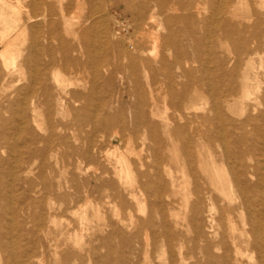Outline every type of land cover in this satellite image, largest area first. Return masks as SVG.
I'll return each mask as SVG.
<instances>
[{
  "label": "bare ground",
  "instance_id": "obj_1",
  "mask_svg": "<svg viewBox=\"0 0 264 264\" xmlns=\"http://www.w3.org/2000/svg\"><path fill=\"white\" fill-rule=\"evenodd\" d=\"M116 5H123L130 19L123 23L112 20L114 27H108L107 15ZM85 8L86 12L74 14ZM177 23H183L185 29L174 31ZM1 25L0 86H7L8 91L0 94V151L5 150L14 160L0 158V168L8 179L0 177V251L7 257L6 264H11L9 260L34 264L46 248L39 233L46 242L55 241V249L59 247L57 235L50 237L44 224L46 217L57 225L55 211L64 202L47 209L42 204L54 197L71 196L64 193L52 165L58 163L60 149L68 150L63 155V169L73 167L81 176L87 171L81 160L96 158L97 153L113 159L109 165L114 180L105 181L103 187L109 191L107 198L115 200V207L126 212L121 218L115 214L117 224L126 232L136 229L129 237L119 234L130 254L141 230L146 241L152 236V247L162 248V241L171 247L178 239L171 227L186 223L195 234L189 241L202 245L179 253V264H251L243 260L248 252L258 256L255 264H264V0H28L25 4L0 0ZM160 31L167 33L162 37ZM182 36L191 40L189 47L178 44ZM170 50L175 51L172 61ZM109 52L113 61L108 59ZM44 58L47 60L42 61ZM119 71L128 72L134 84L131 134L141 130L143 140L148 138L152 175L135 170L134 163L115 146L104 153L94 139L95 133L108 129L116 118L91 113L94 93L86 85L93 88ZM68 73L82 75L81 84L76 79L65 80ZM158 74L165 78L172 115L156 122L159 103L153 85ZM66 86L75 89L66 90ZM40 109L46 129L38 120ZM63 114L72 117H54ZM96 122H100L99 128L94 126ZM84 128H91L89 135ZM80 133L88 136L78 138ZM118 134L110 144L123 141ZM69 135L77 145L71 144ZM20 139L25 153L17 159ZM131 139L125 147L128 154L136 155L141 169L145 164L130 149ZM179 143L181 180L172 175L173 158L163 154L164 149ZM104 174L102 170L100 175ZM189 180L191 190H187ZM66 183L75 195L74 172ZM100 190L89 181L83 203L79 198L73 207L64 208L78 216L81 232L91 223L87 208L93 206L92 196ZM179 193H183L178 202L184 209L181 222L174 214L176 202L171 200ZM34 195L38 198L32 199ZM144 201L150 207L148 212ZM134 205L141 218H135ZM36 208L39 211L32 210ZM93 212L98 215L96 208ZM36 217L39 221L35 223ZM28 234L31 240L23 243ZM65 236L68 242L73 237V244L82 241L76 231L71 235L60 231L59 239ZM20 242L18 253L15 245ZM71 255L75 257L68 252L66 257Z\"/></svg>",
  "mask_w": 264,
  "mask_h": 264
},
{
  "label": "rangeland",
  "instance_id": "obj_2",
  "mask_svg": "<svg viewBox=\"0 0 264 264\" xmlns=\"http://www.w3.org/2000/svg\"><path fill=\"white\" fill-rule=\"evenodd\" d=\"M6 1L9 4V3H13L14 0H6ZM27 1L28 0H21V2L24 4ZM6 9H5V11L7 12L8 9L7 10ZM86 11H87L86 8L83 9L82 11L81 10H77V11L75 10L74 14L76 16H78L79 13L86 12ZM110 12L112 14L109 13V15H107L109 19H107V22H106V26H108V27H114V22L119 21V23L120 22L123 23V22H126L130 19V14L125 12V8L123 5L114 6V8L112 10H110ZM113 12H115L117 14L115 15V14H113ZM102 14H103V11H102ZM111 16L113 17V19H111ZM112 20L114 22H112ZM3 27L4 26L1 25L0 29L2 30ZM152 27H153V29L156 28L154 25H152ZM185 27L186 26L183 23H177L175 26H173L172 29L174 31H177V30L181 31V30L185 29ZM93 31L96 32L97 28H95ZM159 33L161 36L163 35L162 37H164L166 35L167 31H160ZM178 44H180L181 46L183 45V47H189L191 45V40L189 39V37L182 36V37H179ZM172 53L175 54V51L170 50V52H168L169 58L171 57L170 61H172V57H173ZM108 54H109L108 59H110V60L112 59V61H113V59H114L113 53L109 52ZM44 60L46 61L47 58L42 59V61H44ZM193 66H195V65H193ZM2 67L4 68V65H2ZM140 75H142V74H140ZM63 78L65 80H71L72 82H74L76 79L79 81L77 83L80 85L81 84L80 81L82 80V75L81 76L80 75H74V74L70 75L68 73ZM140 78H141V81L143 84L142 86H143L144 90L147 91V87H146V85H144L145 81H144L143 77H140ZM164 80H165L164 76L162 74H158L157 75V81H156L155 85H153L155 87V88L153 87L155 90V96H156L157 101L159 103V104H157V106L158 105L159 106L157 107L158 116H157L156 122H159V120H161L162 118H165V117L167 118V117H170L172 115V109H171V106L169 105L168 96L166 97V88L164 85ZM86 87H87V90L89 89V91L94 93L91 104H94L95 106L94 105L90 106V110L92 111V109H93V111L92 112L90 111V112L93 115L94 114H98V115L102 114V115H104L103 117H106L110 114V115L115 116V118H116V121L115 122L112 121L111 126L108 127V129H105L100 133H95V135H94V139L97 141L96 142L97 144L101 145V147L103 149L102 151L104 153H105V151H109V150L111 151L112 148L115 146V147H117L119 152L124 151L123 153H125V155L134 163L133 167L134 168L136 167L135 170H137L139 172L146 171L149 173V175H152L153 172H152V168L150 166L153 162V159H152L151 151L148 147V145H149L148 138H145L144 139L145 141L143 140V136H142L143 132L141 130L139 131V133H137V135L131 134V129L133 128V123H134L133 119L135 118L134 103L136 101V98L133 95L135 88H134V84L132 83V80L130 79L129 73L119 71L112 76L111 80H108V81L99 80L95 87L92 88L90 83L87 84ZM73 89H75L74 86H66V90H73ZM6 91H8L7 86H4V87L0 86V94H4V93H6ZM95 94H97V95L95 96ZM160 96H161V98H160ZM163 96H164V98H163ZM97 98H98V102L100 103V106L103 108L102 112H100V110H99L100 106H98L99 104L97 102ZM158 98H160V99H158ZM164 101H165V103H164ZM164 104L166 107H164ZM92 106H94V107L92 108ZM96 109H98V110H96ZM94 112H96V113H94ZM38 115H39L38 120L43 123L44 129H46V120L44 117L43 109H40L38 111ZM4 117L7 118V117H9V115L6 113L4 115ZM54 117L64 118V119L67 118L68 119V118L72 117V114H70V115L69 114H63V116L54 115ZM158 118H160V119H158ZM121 125H123L124 127L123 126L121 127ZM94 126L96 128H99L100 122H96L94 124ZM121 128H122V130H121ZM84 129L87 132V134L89 135L91 128H84ZM121 131H123V132H121ZM116 133L117 134L119 133L118 137L119 138L121 137V140H123V141H121V142L120 141L119 142L113 141L110 144L112 137L115 136ZM88 135L84 136V134L80 133L79 136H77V137L82 139V138L87 137ZM69 136H70L71 144H74L75 142H73L72 135H69ZM129 137L132 138L131 143L129 145V147H131L130 149L133 150L134 154L135 153L137 155L140 154L139 156H141V159H142L143 163L145 164V166H143L141 169L139 167L140 164L137 161L136 155H130L127 152V149H126L127 145L126 144L128 141H126V140H128ZM134 138H135V140H134ZM20 141H21V139L19 140V151H18L19 158L17 157V159H21L23 156V153H25V150L22 148L23 146H22V143H20ZM100 141H102V142H100ZM122 142H124V143H122ZM143 142H144V145H143ZM120 144H122L121 145L122 147L119 146ZM78 145H79V142H78ZM123 145H124V147H123ZM142 145L144 146V148H142ZM118 146H119V148H118ZM67 151H68L67 149H65V150L60 149L59 153L57 154V156L59 158L58 163L54 164L52 162V165L54 167L56 174H58L60 176V183H61V186L64 188L63 189L64 193L71 194V196L70 197L69 196L54 197V199H52L50 201L46 200L44 205L42 204L43 208L47 209L49 206L52 207L53 205H54V207L57 208L60 202H62V201L64 202L62 209L60 211H58V210L55 211L56 224L57 225L56 226L53 225L46 217H45V224H44V231H46V233H48L47 231H49L50 237L53 238L55 235H57L59 247L57 249H55L53 245H55L56 242L55 241L46 242L43 238V233H39L38 238H39V240L43 241L46 248H45V251H44L42 256L39 255L38 258H35L33 260L34 264H124V263H127V264H179V253L185 254L188 252L189 249L197 248L200 245H202L201 242H197L196 244H193L189 241L195 236L194 230H193V228L191 229L190 225H187L186 223H184L183 227L178 226L177 229L171 227L172 228L171 230H176L175 234H177V236H178V239H175L172 241L171 247L167 241H162V243H161L162 248L152 247V244L154 243L152 236L149 235L148 241H146L145 237H144V231L141 230L139 237L136 239V241L133 244L134 248L130 251L132 254H130L129 251L127 249H125L124 243L122 242L119 234H120V232L121 233L123 232V234H125V236L129 237L134 233V231L136 229L133 232L132 231L126 232V231H124V229H122L117 224V218H116L117 216H115V214H118L119 217L121 218V217H125L126 212H125V210H121L119 207H117V208L115 207L116 206L115 200L107 198L109 191L106 190L105 187H103L105 181L114 180L113 174H112V169H111V166L109 165V164H111V162H113V159L110 158L109 160H107V159H105V156H104L105 154L97 153L96 158L81 160V167L84 170L85 169L87 170V171L85 170L86 175L81 176V175H79L78 171L75 170L73 167H70L68 170L63 169L64 162L66 161V159H63V155L68 153ZM216 151L219 152L220 149L216 148ZM163 154L167 158L168 157L173 158L170 162L171 163L170 164L171 172H172L173 176H176L177 178L180 179L181 174H180L179 163H181L182 159H183V152L181 150L180 143L178 144V146H176L173 149H169V150L164 149ZM175 157H176V159H175ZM0 158L8 159L9 162H11V163L14 162V160L10 158L9 153L6 152L5 150H3L2 152L0 151ZM150 158H151V160H150ZM102 170H105L106 174L100 175V172H102ZM70 172H74V177H75L76 182H77V187H76L77 193L75 195H74L75 192L73 193L72 189L70 190V189L66 188L68 186L70 187V184L66 183L70 179ZM31 176L32 175H30V177ZM99 176H100V178H99ZM0 177L4 178V180L5 179L8 180L7 174L1 168H0ZM162 177L164 180L168 179L167 174L164 171L162 172ZM136 179H137V176H134V180H136ZM89 181H91V184L96 183L97 185H99L101 187V190H100V193H95L92 196V199L94 202L92 204L93 206L87 208V215H88L89 219L91 220V223L86 230H83L81 232L80 231V225L78 223V216L75 214H72L70 211H65L64 208L66 206L73 207L74 206L73 203L79 198L82 199V203H83V201L85 200V195H86L85 191L87 190V188L89 186ZM189 181H190V185H188L187 190H191L193 187L191 180H189ZM15 188L18 189L19 188L18 185H17V187L15 186ZM182 194L179 193V194H176L174 196H171V200L176 202V204H175L176 208H174V214H176V216L177 215L180 216V219H179L180 222H181V219L183 218L184 209L179 208L178 202L181 200ZM18 196H19V194H16V199H15L16 203L20 202V200L18 199L19 198ZM31 198L37 199L38 197L36 195H34ZM165 201H167V200H165ZM145 202L146 201H144V203ZM144 206H145V209L147 212L150 211V207L148 206L147 202L144 204ZM93 207L96 208V210L98 211V215H96V216H95V213L93 212L94 211ZM115 208H116V211H115ZM132 208H133L132 212H133L135 218H141L142 214L139 213L138 207L136 205H134ZM32 210L33 211H39V208L32 209ZM36 216H38V215H36ZM21 218H22V215H21ZM172 220H174V217H172ZM37 221H39L38 217L35 218V223ZM116 225L118 226L117 228H115ZM60 231L63 233H69L70 235L74 231H76L77 235H78L77 238L78 237L80 238L82 236L81 243L73 244L72 243V241H74L73 237H72V241H70V242L67 241V239H66L67 236L59 239ZM111 232H113V236L109 237ZM22 240H23V243L30 241L31 240L30 234L25 235L22 238ZM160 240L161 239L159 237H157L155 239L156 246L160 245ZM23 243L20 242V243L15 245V248H16L15 250L18 253L20 252L21 247H22L21 244H23ZM67 252L75 255V257L72 255H71L72 257H66ZM55 253L58 254L57 258L54 255ZM220 253H221V251H220ZM171 255L174 258V262H171L173 259L171 257ZM6 258L7 257L4 256V253L2 251H0V264H6L7 263ZM257 258H258V256L256 254L248 252L247 254L244 255L243 260H244V262H249L251 264H255L257 261ZM56 260H57V263H56ZM192 261L193 260H190L188 262L191 263ZM9 262L11 264H16L13 260L12 261L9 260Z\"/></svg>",
  "mask_w": 264,
  "mask_h": 264
}]
</instances>
